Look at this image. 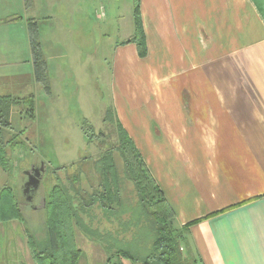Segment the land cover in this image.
<instances>
[{"label":"crops","instance_id":"crops-1","mask_svg":"<svg viewBox=\"0 0 264 264\" xmlns=\"http://www.w3.org/2000/svg\"><path fill=\"white\" fill-rule=\"evenodd\" d=\"M89 8L0 0V66L25 55L36 82L28 20L49 66L67 56L48 30L66 16L89 42ZM140 13L146 55L130 35L113 48L114 113L184 229V254L198 264H264V0H140Z\"/></svg>","mask_w":264,"mask_h":264},{"label":"trees","instance_id":"trees-1","mask_svg":"<svg viewBox=\"0 0 264 264\" xmlns=\"http://www.w3.org/2000/svg\"><path fill=\"white\" fill-rule=\"evenodd\" d=\"M24 1L29 5L30 0ZM133 24V34L126 42L134 43L139 57H144L146 38L140 0H133ZM27 33L34 79L49 92L48 66L35 20H28ZM20 103L27 106V113L33 117V93L22 96L0 93V164L3 166L4 132L12 128L11 108ZM103 120L114 126L113 142H108L109 135L100 130L105 148L98 157L88 165V157L71 163V173L62 166L65 167L63 179L42 194L44 233L40 238L30 232L27 236L34 264H86L76 244V229L103 249L106 259L102 264H198L194 257L184 254L181 243L184 229L174 225V211L128 132L110 110L105 112ZM85 121L81 127L88 141L92 126ZM20 218L13 190H3L0 220Z\"/></svg>","mask_w":264,"mask_h":264},{"label":"rangeland","instance_id":"rangeland-1","mask_svg":"<svg viewBox=\"0 0 264 264\" xmlns=\"http://www.w3.org/2000/svg\"><path fill=\"white\" fill-rule=\"evenodd\" d=\"M89 7V42L87 39L82 42L83 39L77 33L80 29L71 27L66 16L60 18L62 26L55 25L53 30H48L52 31L51 36L59 41L67 56L66 59L51 60V66L46 62L49 86V79L52 81V90L49 92L39 83L30 81L32 64L25 55L10 56L0 66L2 73H9L0 79L3 94L22 96L31 92L35 100L33 117L27 113V106L23 103L11 108L12 128L4 132L7 183L18 203L23 201L21 178L25 177L23 173L28 166L42 163L45 168L35 190L37 198L30 204H24L21 209L26 232L21 238L17 237L16 250L10 253V261L3 264H34L27 236L30 232L40 238L44 233L42 194H46L53 184L63 179L65 167L66 172L71 173V163L88 157V165L89 161L98 157L105 148L100 130L109 135L108 142H113L115 138L114 126L104 121L103 117L107 110L114 114L113 48L116 43L133 34V0H89ZM77 47L84 50L85 55L88 51L89 58H80ZM85 120L92 126L88 141L81 127ZM15 224L16 221L11 220L6 227L11 230ZM20 225L23 230V224ZM75 240L86 264L104 263L106 256L97 243L77 229ZM3 242L2 239L0 243ZM14 252L19 253L21 259L14 261Z\"/></svg>","mask_w":264,"mask_h":264},{"label":"flooded vegetation","instance_id":"flooded-vegetation-1","mask_svg":"<svg viewBox=\"0 0 264 264\" xmlns=\"http://www.w3.org/2000/svg\"><path fill=\"white\" fill-rule=\"evenodd\" d=\"M4 141V140H3ZM4 144L3 150L5 152L6 149V144ZM5 155V153H3ZM29 168H31L29 170V172L27 173L26 171L23 173L24 174V178H21V185H22V196H23V201H19L18 203V207L19 210L21 212V220L18 219H12L13 221H16L15 227L13 229H8L6 227V224H9V222L11 220H7V221H3L0 220V242L5 241L3 243H0V264L8 263L10 261V253L12 254L13 249L16 250L17 246V237L19 236V238H21V236L23 234H25L26 232V227H25V219L24 216L22 214V207L24 206V204L27 203H31L33 200H35L37 198V193H35V189L32 187V185L30 184L29 186L26 185V182L28 180H32L33 179V175H35L36 173V169L38 168V170H40V168L42 167V163L38 165V163H32L31 165L28 166ZM29 168H27L26 170H28ZM36 168V169H35ZM44 169H41L40 172V176H42V173L44 172ZM38 175V176H39ZM41 179V178H40ZM12 188L8 185L7 183V168L6 166L0 164V194L3 190H11ZM36 196H35V195ZM36 197V198H35ZM23 224L24 229H21V225ZM7 228V229H6ZM12 246V248H11ZM18 252V251H17ZM14 261H16V259H21V255L19 253L14 252ZM3 259V260H2ZM20 262V261H19ZM18 262V263H19Z\"/></svg>","mask_w":264,"mask_h":264},{"label":"water","instance_id":"water-1","mask_svg":"<svg viewBox=\"0 0 264 264\" xmlns=\"http://www.w3.org/2000/svg\"><path fill=\"white\" fill-rule=\"evenodd\" d=\"M30 169H31V168H29L28 170H26V172L28 173ZM35 169H36V168H35ZM41 169H44V165H43V164H42V167L40 168V170H38V168L36 169V173H35V175L32 176L33 179H32V180H28V181L26 182V185H27V186H29V185L31 184L32 187H33L35 190L37 189V187H38V185H39V183H40V178H41V176L39 175V174H40L39 171H41ZM38 175H39V176H38Z\"/></svg>","mask_w":264,"mask_h":264}]
</instances>
